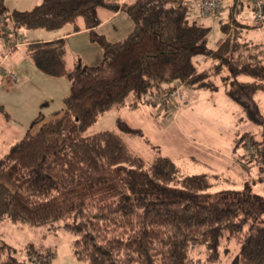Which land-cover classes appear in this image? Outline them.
<instances>
[{"label":"trees","instance_id":"16d2710c","mask_svg":"<svg viewBox=\"0 0 264 264\" xmlns=\"http://www.w3.org/2000/svg\"><path fill=\"white\" fill-rule=\"evenodd\" d=\"M102 10L126 12L134 28L118 41L101 40L99 64L76 55L70 63L65 39L26 44L35 66L67 79L70 89L64 108L39 115L32 124L38 130L0 156V184L12 193L0 201V222L6 216L33 226L61 221L76 237L74 257L87 264H219L225 237L239 247L233 264H264V195L251 182L213 191L208 174L182 173L170 156H140L123 135L143 132L121 117L116 129L87 133L116 101L131 109L152 104L168 114L186 101V90L216 91L220 83L240 102L253 99L264 93V58L247 55L249 46H240L246 44L231 45L238 30L211 48V27L191 19L182 0H41L29 10L0 0V38L6 26L15 35L93 29L104 21ZM230 24L221 27L229 32ZM200 56L212 64L200 67ZM178 85L181 97H165ZM241 145L252 150L241 166H257L264 181V137L245 132ZM30 246L34 264H50L52 252ZM12 251L0 238V264H20Z\"/></svg>","mask_w":264,"mask_h":264},{"label":"rangeland","instance_id":"374dc122","mask_svg":"<svg viewBox=\"0 0 264 264\" xmlns=\"http://www.w3.org/2000/svg\"><path fill=\"white\" fill-rule=\"evenodd\" d=\"M182 2L189 6L191 19H196L199 25L211 27L209 46L214 49L229 34L237 31L231 28V31L226 32L221 27L222 23L235 21L237 24L249 23L250 26L257 23L249 5L235 12L225 5L221 13L202 17L197 0ZM23 31L32 30L20 31L24 44L9 54H13L9 61L18 71L20 81L6 76L8 86L0 84V105L5 109V112L0 109V155L28 131L38 130L39 126L32 124L39 115L49 116L52 111L64 108L65 99L69 95L70 84L67 79L49 77L32 62L26 51L25 42L28 38L23 35ZM10 37L15 39L16 35L11 34ZM231 38L232 46L243 42L235 36ZM4 41L5 38H0V60L8 53L5 52ZM249 44L240 46L247 47ZM249 48L243 50L244 47H241L240 50L247 55L264 58L263 50ZM74 55L80 56L69 48L70 63ZM203 59V56L198 57V63ZM211 64L209 60L208 66ZM186 95V101L168 114L159 112L160 108L152 104L131 109L116 101L87 133L116 129V119L121 117L143 132L142 135H123L132 152L147 159H153L158 154L170 156L182 173L208 174L212 177L213 191H234L241 189L246 182H251L256 192L264 195V181L257 166L248 171L240 164V161H245L244 155L249 159L252 151L250 146L236 147L238 138L245 132H251L258 140L264 137V93H259L253 99L245 97L240 102L228 95L225 86L220 83L219 90L189 89ZM257 108H260V113ZM11 197L12 193L0 184V201H7ZM62 225L58 221L33 226L21 221L15 222L6 216L0 222V238L16 250L12 253L20 264H34L38 261V258L35 261L29 258L31 244L40 254L52 252L50 264H87L74 257L73 241L76 237L64 230ZM201 251L197 250L196 256L204 258ZM238 251L239 247L225 237L219 264H233Z\"/></svg>","mask_w":264,"mask_h":264},{"label":"crops","instance_id":"0c3cea01","mask_svg":"<svg viewBox=\"0 0 264 264\" xmlns=\"http://www.w3.org/2000/svg\"><path fill=\"white\" fill-rule=\"evenodd\" d=\"M40 2L41 0H6V5L10 9L29 10ZM227 5L234 12L243 10L246 5H249V7L253 9L248 0L247 2H244L243 0H226V6ZM102 17L104 21L99 26L93 29H85L78 32H75L73 27L71 26L52 31H23V35L28 38L25 43L28 44L33 41L49 42L56 39H65L68 48L82 56L86 63H88L89 65L99 64L102 60V48L100 45L101 40L109 42L118 41L126 37L134 28V23L132 22L130 16L122 10H119L116 13L103 11ZM230 26L231 28H235L239 31V39H242L243 44L250 43L248 46H250L251 48L264 51V32L257 27L256 22L253 26H250L249 23L237 24L235 23V21H232ZM231 28L229 29V31H231ZM252 29L254 30V32L252 31ZM17 36L21 37L20 32L17 33ZM208 63L209 59H205L203 61H200L199 66L204 68L208 65ZM5 66L7 68H10L13 67V64L11 63V61H9L8 63H5ZM18 80L20 81V78ZM0 84L8 86L6 84L5 77L2 75H0ZM258 110L259 112H261L260 108H258Z\"/></svg>","mask_w":264,"mask_h":264},{"label":"built area","instance_id":"2783aa9c","mask_svg":"<svg viewBox=\"0 0 264 264\" xmlns=\"http://www.w3.org/2000/svg\"><path fill=\"white\" fill-rule=\"evenodd\" d=\"M250 5L253 8L254 16L257 21L258 28L264 32V0H249ZM198 5L201 11V14L204 17H211L221 13L225 9L226 0H198ZM11 28L6 26L5 32L7 36L5 37V52H8L3 56L0 60V75L4 76H11L13 80L17 81L19 79L18 71L12 67L7 68L5 63L10 60V52H13L16 48L20 47L24 44L22 37L16 35L15 39H11L10 35ZM166 96H182L181 86L178 85L175 91L168 92L164 94Z\"/></svg>","mask_w":264,"mask_h":264}]
</instances>
